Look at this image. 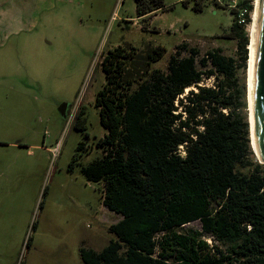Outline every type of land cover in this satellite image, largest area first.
Returning a JSON list of instances; mask_svg holds the SVG:
<instances>
[{"label":"trees","instance_id":"16d2710c","mask_svg":"<svg viewBox=\"0 0 264 264\" xmlns=\"http://www.w3.org/2000/svg\"><path fill=\"white\" fill-rule=\"evenodd\" d=\"M194 1L202 11L204 0ZM135 3L142 22L166 9L164 0ZM229 10L224 35L238 40V59L180 44L163 71L154 67L165 55L161 46H118L103 55L95 107L106 133L95 144L104 154L81 172L103 187V205L121 219L109 226L115 238L102 250L80 249L83 264H264V164L251 146L240 78L254 0ZM212 77L214 87L201 85ZM85 123L83 108L73 125L84 132ZM84 147L79 142L70 166ZM195 222L199 230L187 229Z\"/></svg>","mask_w":264,"mask_h":264},{"label":"rangeland","instance_id":"374dc122","mask_svg":"<svg viewBox=\"0 0 264 264\" xmlns=\"http://www.w3.org/2000/svg\"><path fill=\"white\" fill-rule=\"evenodd\" d=\"M164 1L165 10L142 22L135 0H0V264H83L82 247L100 251L115 238L109 226L121 216L81 172L104 154L95 144L106 133L95 99L109 49L161 46L154 67L163 71L180 44L239 58L238 40L224 35L229 9L215 0H204L202 11L194 0ZM240 78L248 89V65ZM201 85L214 87V78ZM190 90L197 88L183 97ZM83 108L84 132L73 125ZM245 112L250 120L249 105ZM81 141L82 156L70 166Z\"/></svg>","mask_w":264,"mask_h":264},{"label":"water","instance_id":"95a60500","mask_svg":"<svg viewBox=\"0 0 264 264\" xmlns=\"http://www.w3.org/2000/svg\"><path fill=\"white\" fill-rule=\"evenodd\" d=\"M255 10L256 5L254 6V11ZM253 46L254 53L250 99L249 90L247 89L250 111L251 146L257 161L260 164H264V0H259ZM69 106V104L63 103L59 108L64 118L67 117Z\"/></svg>","mask_w":264,"mask_h":264},{"label":"bare ground","instance_id":"6f19581e","mask_svg":"<svg viewBox=\"0 0 264 264\" xmlns=\"http://www.w3.org/2000/svg\"><path fill=\"white\" fill-rule=\"evenodd\" d=\"M258 5L259 0H256V10L253 14V21L250 26V36H251V42L249 44V62H248V90H249V99H250V92H251V84H252V68H253V53H254V46H253V40L255 37V30H256V22H257V13H258ZM253 140V139H252Z\"/></svg>","mask_w":264,"mask_h":264},{"label":"built area","instance_id":"2783aa9c","mask_svg":"<svg viewBox=\"0 0 264 264\" xmlns=\"http://www.w3.org/2000/svg\"><path fill=\"white\" fill-rule=\"evenodd\" d=\"M222 6L228 8V9H238L239 6V0H217ZM239 18L240 22H244V17L243 14L245 10H240L239 9ZM55 150V149H54ZM56 151V150H55Z\"/></svg>","mask_w":264,"mask_h":264}]
</instances>
